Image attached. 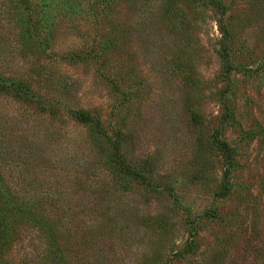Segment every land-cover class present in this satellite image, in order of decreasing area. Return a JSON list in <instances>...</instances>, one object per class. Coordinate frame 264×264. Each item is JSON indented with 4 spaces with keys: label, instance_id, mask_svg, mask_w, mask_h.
Wrapping results in <instances>:
<instances>
[{
    "label": "rangeland",
    "instance_id": "1",
    "mask_svg": "<svg viewBox=\"0 0 264 264\" xmlns=\"http://www.w3.org/2000/svg\"><path fill=\"white\" fill-rule=\"evenodd\" d=\"M220 2L32 0L49 44L31 55L0 0V73L53 107L0 94L4 177L40 215L65 217L71 264H264V0ZM73 109L119 135L142 179L114 173ZM218 131L236 151L224 196ZM42 247L26 228L13 258L33 264Z\"/></svg>",
    "mask_w": 264,
    "mask_h": 264
},
{
    "label": "trees",
    "instance_id": "2",
    "mask_svg": "<svg viewBox=\"0 0 264 264\" xmlns=\"http://www.w3.org/2000/svg\"><path fill=\"white\" fill-rule=\"evenodd\" d=\"M206 2L215 9L223 8L220 0H206ZM8 4L9 13L13 21V29L17 37L13 47H22V50L31 55H33L36 50L46 51L49 43L43 37V28L40 26L37 27L36 25L41 15H39L40 17L35 15L32 0H8ZM221 16H223V13ZM219 25L223 27L222 22ZM224 29L226 30L225 34L229 35L230 31L227 28ZM87 55L88 54L85 56V54L81 55L74 53L72 57L85 60ZM220 58H222V61L227 62L228 55L225 49L220 53ZM227 74H229V70ZM228 76L229 75H227V78ZM0 94L11 98L14 102L21 105L41 106L43 107V112L48 110V112L51 113L53 110L52 104L44 102L30 85L16 77L6 78L2 73H0ZM222 96H224V94ZM223 108L228 112L226 115L227 121L229 116L232 117V113L227 103H224ZM67 114L72 120L81 125L89 126L94 124L98 130V139L100 140V137L104 138L105 141L103 143H108L110 146V165L117 176L132 178L137 181L142 179L141 174L134 168H131L129 163L125 160L121 152L119 135H112V138H110L107 133L101 129L99 121L94 119L89 112L81 109H73L67 111ZM217 133L218 134L212 141V145L223 159L224 193H222V196H224L226 195L225 191L227 194H230L231 187H233L230 181L231 175L237 164L236 151L223 138L222 131H218ZM3 157L2 143L0 140V264H28L15 262L13 258L14 255L12 254L13 248L21 241V236L26 228H35L43 241V247L40 249L39 253L40 255L36 256L38 262H33V264H71L70 261H68V241L65 239V233H61V229H64L63 226L67 224V221H64L65 217H59L54 220V217L50 215L45 216L37 213L35 211L36 205L31 203L29 199L26 200V198H23L24 196L20 194L18 188L16 189L15 184L12 185L5 179L4 167L2 164ZM220 196L221 195H219V198ZM211 214V219L215 218L219 220L221 218L217 210L212 211ZM191 244L195 247V243Z\"/></svg>",
    "mask_w": 264,
    "mask_h": 264
}]
</instances>
